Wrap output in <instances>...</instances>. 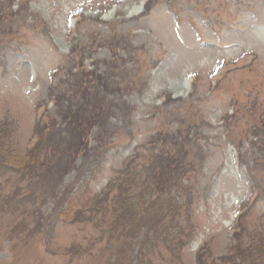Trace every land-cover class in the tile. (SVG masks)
I'll list each match as a JSON object with an SVG mask.
<instances>
[{
    "label": "rangeland",
    "instance_id": "rangeland-1",
    "mask_svg": "<svg viewBox=\"0 0 264 264\" xmlns=\"http://www.w3.org/2000/svg\"><path fill=\"white\" fill-rule=\"evenodd\" d=\"M262 254L264 0H0V264Z\"/></svg>",
    "mask_w": 264,
    "mask_h": 264
},
{
    "label": "trees",
    "instance_id": "trees-1",
    "mask_svg": "<svg viewBox=\"0 0 264 264\" xmlns=\"http://www.w3.org/2000/svg\"><path fill=\"white\" fill-rule=\"evenodd\" d=\"M88 74H91L90 72H86L85 74L84 73H80L79 75H82V77H83V80H82V82H81V84L80 85H78V90L80 91V93H81V95H82V93L84 94L83 96H86V97H88L87 95H85V91H86V89H87V87H88V82L86 81V79H88V78H90L91 76H89L88 78H87V76L86 75H88ZM85 79V80H84ZM56 102H57V99L55 100ZM94 106H92L91 108H90V110L88 111V115H89V122H88V130H87V132L88 133H92V132H94V130L96 129V127L101 123V121L104 119L103 118V112H102V107L103 106H99L98 108H93ZM79 110V109H78ZM96 116H98V117H96ZM71 120H72V118H71ZM40 128V127H39ZM77 146V145H76ZM79 146V148H80V150L79 151H81V148H82V144H79L78 145ZM79 151L78 152H76V153H79ZM74 154V153H73ZM115 184H111V187H113ZM87 186H88V184H87ZM150 191V188H147L146 189V191L145 192H143V195H144V197L145 196H147L148 194V192ZM80 192V191H79ZM124 193V192H123ZM123 197L125 196V193L122 195ZM75 198V200L76 199H79V194L78 195H76V197H74ZM83 198H86V196L85 195H83ZM82 198V199H83ZM124 202H126V200H124ZM123 202V203H124ZM117 209H116V212H120V207L118 206V207H116ZM122 210H124V209H122ZM261 258H263L264 259V254H262L261 255Z\"/></svg>",
    "mask_w": 264,
    "mask_h": 264
}]
</instances>
